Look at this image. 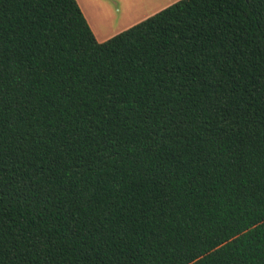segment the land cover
<instances>
[{"label": "trees", "instance_id": "16d2710c", "mask_svg": "<svg viewBox=\"0 0 264 264\" xmlns=\"http://www.w3.org/2000/svg\"><path fill=\"white\" fill-rule=\"evenodd\" d=\"M0 264H264V0H0Z\"/></svg>", "mask_w": 264, "mask_h": 264}, {"label": "rangeland", "instance_id": "374dc122", "mask_svg": "<svg viewBox=\"0 0 264 264\" xmlns=\"http://www.w3.org/2000/svg\"><path fill=\"white\" fill-rule=\"evenodd\" d=\"M99 2V0H95ZM179 0H108L98 12L95 31L105 41ZM116 2V4L114 3ZM115 16V18H112Z\"/></svg>", "mask_w": 264, "mask_h": 264}, {"label": "crops", "instance_id": "0c3cea01", "mask_svg": "<svg viewBox=\"0 0 264 264\" xmlns=\"http://www.w3.org/2000/svg\"><path fill=\"white\" fill-rule=\"evenodd\" d=\"M78 1V3H79V5H80V7H81V9H82V11H83V13H84V15H85V17H86V19L88 20V22H89V24H90V26H91V28H92V30H93V32L95 33V36H96V38H97V40L99 41V42H105V41H107V40H109V39H106L105 41H100L99 40V38H98V35H97V33H96V31H95V27H94V25H95V22L97 21V16H98V12L100 11V8H101V10H103V6H102V4L106 1H108V0H99L100 1V3L99 2H96L95 0H77ZM180 1V0H179ZM178 2V1H177ZM115 4H116V2H114ZM176 3V2H175ZM173 5V4H172ZM171 6V5H170ZM169 7V6H168ZM167 8V7H166ZM165 9V8H164ZM163 10V9H162ZM161 11V10H160ZM160 11H158V12H160ZM158 12H156V13H158ZM156 13H154V14H156ZM154 14H152V15H154ZM151 15V16H152ZM150 17V16H149ZM149 17H147V18H149ZM112 18H115V16H112L111 17V19ZM147 18H145V19H147ZM145 19H143V20H145ZM142 20V21H143ZM141 22V21H140ZM139 23V22H138ZM138 23H136V24H138ZM136 24H134V25H136ZM133 25V26H134ZM132 27V26H131ZM130 28V27H129ZM128 28V29H129ZM127 30V29H126ZM125 31V30H124ZM123 32V31H122ZM121 33V32H120ZM115 36V35H114ZM113 36V37H114ZM112 38V37H111Z\"/></svg>", "mask_w": 264, "mask_h": 264}]
</instances>
